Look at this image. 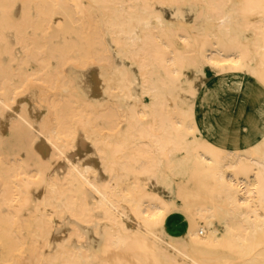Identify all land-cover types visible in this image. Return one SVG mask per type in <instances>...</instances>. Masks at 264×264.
I'll return each instance as SVG.
<instances>
[{
  "label": "bare ground",
  "instance_id": "1",
  "mask_svg": "<svg viewBox=\"0 0 264 264\" xmlns=\"http://www.w3.org/2000/svg\"><path fill=\"white\" fill-rule=\"evenodd\" d=\"M0 264H264V0H0Z\"/></svg>",
  "mask_w": 264,
  "mask_h": 264
},
{
  "label": "rangeland",
  "instance_id": "2",
  "mask_svg": "<svg viewBox=\"0 0 264 264\" xmlns=\"http://www.w3.org/2000/svg\"><path fill=\"white\" fill-rule=\"evenodd\" d=\"M251 112H252V109H250V108H248V109L246 110L245 122H247V121L250 119V117H251Z\"/></svg>",
  "mask_w": 264,
  "mask_h": 264
}]
</instances>
